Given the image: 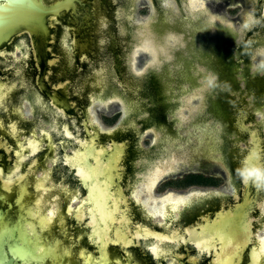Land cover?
I'll use <instances>...</instances> for the list:
<instances>
[{
    "label": "flooded vegetation",
    "instance_id": "1",
    "mask_svg": "<svg viewBox=\"0 0 264 264\" xmlns=\"http://www.w3.org/2000/svg\"><path fill=\"white\" fill-rule=\"evenodd\" d=\"M245 248L264 264V0H0V264Z\"/></svg>",
    "mask_w": 264,
    "mask_h": 264
},
{
    "label": "snow or ice",
    "instance_id": "2",
    "mask_svg": "<svg viewBox=\"0 0 264 264\" xmlns=\"http://www.w3.org/2000/svg\"><path fill=\"white\" fill-rule=\"evenodd\" d=\"M110 247H119V245H110ZM121 252L123 253V249H121ZM247 254V248H245L243 251L239 253V264H245V256ZM119 259V258H115ZM185 259V258H183ZM212 260L211 256L208 257H201V264H209V262ZM120 264H124L123 260L120 259Z\"/></svg>",
    "mask_w": 264,
    "mask_h": 264
},
{
    "label": "rangeland",
    "instance_id": "3",
    "mask_svg": "<svg viewBox=\"0 0 264 264\" xmlns=\"http://www.w3.org/2000/svg\"><path fill=\"white\" fill-rule=\"evenodd\" d=\"M137 9H138V7H136V12H137Z\"/></svg>",
    "mask_w": 264,
    "mask_h": 264
},
{
    "label": "clouds",
    "instance_id": "4",
    "mask_svg": "<svg viewBox=\"0 0 264 264\" xmlns=\"http://www.w3.org/2000/svg\"><path fill=\"white\" fill-rule=\"evenodd\" d=\"M193 7H195V5H193Z\"/></svg>",
    "mask_w": 264,
    "mask_h": 264
}]
</instances>
